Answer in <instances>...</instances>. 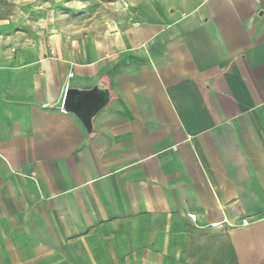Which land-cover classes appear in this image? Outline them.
<instances>
[{
  "label": "crops",
  "instance_id": "obj_1",
  "mask_svg": "<svg viewBox=\"0 0 264 264\" xmlns=\"http://www.w3.org/2000/svg\"><path fill=\"white\" fill-rule=\"evenodd\" d=\"M146 3L1 57L0 264H264V0Z\"/></svg>",
  "mask_w": 264,
  "mask_h": 264
},
{
  "label": "rangeland",
  "instance_id": "obj_2",
  "mask_svg": "<svg viewBox=\"0 0 264 264\" xmlns=\"http://www.w3.org/2000/svg\"><path fill=\"white\" fill-rule=\"evenodd\" d=\"M146 4V0H0V64L5 61L2 56H19L21 64L38 61L61 45L91 39L98 30L106 32L110 20L125 17L124 6Z\"/></svg>",
  "mask_w": 264,
  "mask_h": 264
},
{
  "label": "water",
  "instance_id": "obj_3",
  "mask_svg": "<svg viewBox=\"0 0 264 264\" xmlns=\"http://www.w3.org/2000/svg\"><path fill=\"white\" fill-rule=\"evenodd\" d=\"M75 107H76V106H75ZM75 107H74V109H75ZM64 109H65V110H72V107H71V109H69V108L66 107V105H65ZM72 111H74V110H72Z\"/></svg>",
  "mask_w": 264,
  "mask_h": 264
},
{
  "label": "bare ground",
  "instance_id": "obj_4",
  "mask_svg": "<svg viewBox=\"0 0 264 264\" xmlns=\"http://www.w3.org/2000/svg\"><path fill=\"white\" fill-rule=\"evenodd\" d=\"M93 104H94V103H93ZM93 104L91 105V108H95L96 105H93Z\"/></svg>",
  "mask_w": 264,
  "mask_h": 264
}]
</instances>
